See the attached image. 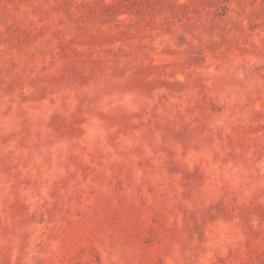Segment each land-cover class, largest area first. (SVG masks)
<instances>
[{
    "label": "rangeland",
    "instance_id": "rangeland-1",
    "mask_svg": "<svg viewBox=\"0 0 264 264\" xmlns=\"http://www.w3.org/2000/svg\"><path fill=\"white\" fill-rule=\"evenodd\" d=\"M0 264H264V0H0Z\"/></svg>",
    "mask_w": 264,
    "mask_h": 264
}]
</instances>
